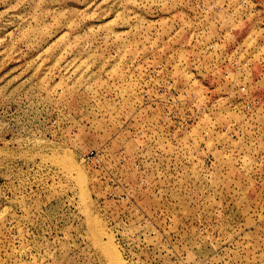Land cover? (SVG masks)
<instances>
[{"label": "rangeland", "instance_id": "obj_1", "mask_svg": "<svg viewBox=\"0 0 264 264\" xmlns=\"http://www.w3.org/2000/svg\"><path fill=\"white\" fill-rule=\"evenodd\" d=\"M95 238L264 264V0H0V264Z\"/></svg>", "mask_w": 264, "mask_h": 264}, {"label": "bare ground", "instance_id": "obj_2", "mask_svg": "<svg viewBox=\"0 0 264 264\" xmlns=\"http://www.w3.org/2000/svg\"><path fill=\"white\" fill-rule=\"evenodd\" d=\"M96 230H97V232L95 231L96 235L98 236V238H101L100 236H102V233H103V231L101 230V227L98 226V228ZM95 239H97V238H95ZM96 242H97V245H98V243H101L100 247L105 252V254L104 253L103 254L106 255V259H107L108 264H124L120 258V255L115 251V249L110 244V242H107V243H103L102 241L98 242V239ZM98 247H99V245H98Z\"/></svg>", "mask_w": 264, "mask_h": 264}]
</instances>
